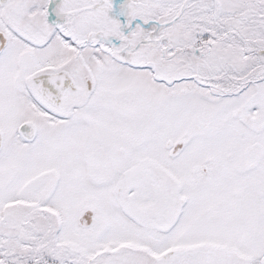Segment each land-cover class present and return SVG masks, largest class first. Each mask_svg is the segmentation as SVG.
Wrapping results in <instances>:
<instances>
[{"label": "snow or ice", "instance_id": "snow-or-ice-1", "mask_svg": "<svg viewBox=\"0 0 264 264\" xmlns=\"http://www.w3.org/2000/svg\"><path fill=\"white\" fill-rule=\"evenodd\" d=\"M0 264H264V0H0Z\"/></svg>", "mask_w": 264, "mask_h": 264}]
</instances>
